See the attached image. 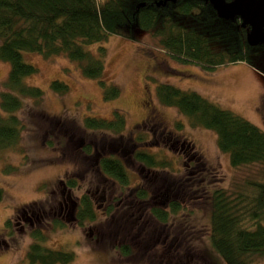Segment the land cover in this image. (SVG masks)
Returning <instances> with one entry per match:
<instances>
[{
    "label": "rangeland",
    "instance_id": "1",
    "mask_svg": "<svg viewBox=\"0 0 264 264\" xmlns=\"http://www.w3.org/2000/svg\"><path fill=\"white\" fill-rule=\"evenodd\" d=\"M133 35L84 45L95 54L99 46L106 48L105 77L120 92L109 100L76 62L23 52L37 68L24 82L44 95L40 103L22 98L16 112L23 125L19 145L0 150V264L27 263L35 230L45 236L44 246L72 251L70 264H225L209 240V196L222 188L240 191L247 180L262 178L264 170L259 165L233 168L217 146L216 133L192 126L175 107L161 104L155 89L169 83L194 90L264 127V44L253 47L257 53L247 63L207 71L173 59L148 31L136 27ZM8 72L9 64L0 60V94ZM53 79L66 82L68 92L52 91ZM115 110L125 117L121 133L85 127L86 117L111 119ZM140 150L155 154L166 167L137 161L134 154ZM102 155L124 163L125 187L97 170L95 157ZM64 179L74 187L67 182L63 189ZM138 189L146 196L137 197ZM67 193L74 201L89 196L93 219L79 224L64 217L67 209L59 210L63 198L71 205ZM172 201L179 206L175 212ZM155 208L167 212L166 221L152 214Z\"/></svg>",
    "mask_w": 264,
    "mask_h": 264
},
{
    "label": "trees",
    "instance_id": "2",
    "mask_svg": "<svg viewBox=\"0 0 264 264\" xmlns=\"http://www.w3.org/2000/svg\"><path fill=\"white\" fill-rule=\"evenodd\" d=\"M241 19L219 18L211 0H0V60L9 64L5 92L0 94V150L19 145L23 125L17 115L22 98L42 101L44 91L28 85L24 78L37 72L35 65L23 58L34 52L45 58L63 55L78 64L81 73L97 80L104 99L119 95V87L105 77L106 48L95 54L84 45L101 43L110 35L133 38V29L148 31L160 48L181 63L197 64L207 71L218 66L250 61L253 47L246 35L249 27ZM57 94H65L69 85L60 79L49 83ZM158 101L175 107L192 126L212 130L220 151L227 153L233 168L259 165L264 170V130L242 116L194 90H184L169 83L155 89ZM85 127L121 133L125 117L117 110L111 119L86 117ZM134 158L147 167H166L165 161L145 150ZM100 168L122 187L128 173L119 159L102 158ZM262 178L249 179L240 191L216 189L209 196L210 244L225 264L264 263V171ZM68 183L73 185L71 179ZM138 189L137 197H145ZM3 190L0 187V201ZM175 212L178 204L170 203ZM161 222L167 212L152 210ZM79 224L93 219L88 196L81 198ZM10 219L5 221L10 226ZM29 245L21 264H70L74 253L44 246L39 230ZM126 254V244L121 245Z\"/></svg>",
    "mask_w": 264,
    "mask_h": 264
},
{
    "label": "water",
    "instance_id": "3",
    "mask_svg": "<svg viewBox=\"0 0 264 264\" xmlns=\"http://www.w3.org/2000/svg\"><path fill=\"white\" fill-rule=\"evenodd\" d=\"M216 14L222 19L238 16L242 27H249L246 35L248 45L254 47L264 43V0H229L218 3L211 0Z\"/></svg>",
    "mask_w": 264,
    "mask_h": 264
},
{
    "label": "flooded vegetation",
    "instance_id": "4",
    "mask_svg": "<svg viewBox=\"0 0 264 264\" xmlns=\"http://www.w3.org/2000/svg\"><path fill=\"white\" fill-rule=\"evenodd\" d=\"M227 1H229V0H227ZM263 44H264V43H263ZM259 45H260V44H259ZM261 45H262V44H261ZM257 46H258V45H257ZM254 47H255V46H254ZM169 139H171V138L169 137ZM177 142H178L177 140H174V142H173L171 145L174 146V144L177 143ZM181 147H183V144H182V143H181ZM86 157H89V158H90V156H86ZM113 157H115V156H111V155H109V156H105V155H102V156H100L99 158H98V156L95 157V158H96V161H95L94 163H96L97 170H100L101 172H104V171L100 168V166H99L100 160H101L102 158H113ZM115 158H117V157H115ZM85 159H87V158H85ZM90 159H91V158H90ZM117 159H119V158H117ZM119 161L122 163L123 167L126 169V172L128 173V170H127L126 166L124 165V163H123L120 159H119ZM69 181H70V179H68V181L65 180V179H64V180H60V183L63 185V189L66 188L65 185H67V182H69ZM72 181H73V179H72ZM69 187H74V186L69 185ZM69 189H70V188H69ZM62 193H63V191H62ZM68 193H69V192H68ZM68 193H67V198H68L69 201L71 202V205H70V207L68 208L66 198H63V200L60 202V210H59V212L62 213V212L64 211V209H65V210L67 209V214H66L64 217L79 222L78 214H79V211H80V205H81V198H82V197H80L79 200L74 201V200H71V197H70V195H69ZM84 195H86V194H84ZM82 196H83V195H82ZM88 198H89V196H88ZM102 198H103V197H102ZM27 215H28V214H26V215L23 214L24 219L30 221V220H31L30 217L26 218ZM32 215H34V214H32ZM32 215H31V216H32ZM35 217H36V219H37V218H38V214H37Z\"/></svg>",
    "mask_w": 264,
    "mask_h": 264
},
{
    "label": "crops",
    "instance_id": "5",
    "mask_svg": "<svg viewBox=\"0 0 264 264\" xmlns=\"http://www.w3.org/2000/svg\"><path fill=\"white\" fill-rule=\"evenodd\" d=\"M260 128H262V129H263L264 127H260ZM263 130H264V129H263Z\"/></svg>",
    "mask_w": 264,
    "mask_h": 264
}]
</instances>
